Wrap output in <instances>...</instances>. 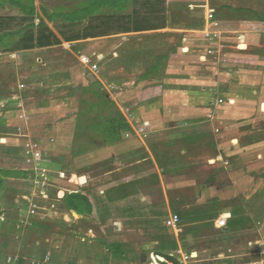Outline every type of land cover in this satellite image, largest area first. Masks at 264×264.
<instances>
[{
	"label": "rangeland",
	"instance_id": "1",
	"mask_svg": "<svg viewBox=\"0 0 264 264\" xmlns=\"http://www.w3.org/2000/svg\"><path fill=\"white\" fill-rule=\"evenodd\" d=\"M98 2L95 7L93 0H0L2 60L15 51H29L26 54L49 51L38 50L36 46V39L45 28L60 44L61 40L66 43L86 35L157 29L156 33L130 36L146 54L143 64L142 58L127 65L111 60L100 64L97 74L104 84L109 76L117 79L111 89L116 94L124 88L117 85L123 80L120 78L123 69L131 72L141 64L145 65L144 72L154 70L148 74L153 75V80L154 75L161 77L167 73L173 77L166 87L174 91L168 109L152 108L143 113L151 114L155 122L165 120L171 125L164 124L162 128L160 125L161 133L146 136L141 133L140 139L154 143L159 136L165 140L169 136L174 143L182 138L190 140L191 144L183 147L188 154H180L179 149L177 154L174 149L177 155L158 158L155 168L171 179L163 182L165 191L170 192L168 198L174 201L179 194L188 208L181 213L177 211L180 223L175 230L165 227L168 213L158 209L152 215L149 209H144L147 203L140 201V191L148 185L157 188L158 173L151 167H147L149 173L145 177L138 172L139 165L135 162L141 161L144 149L136 145V138L127 135L114 140L103 130L116 108L106 103L103 93L106 90L100 82L92 93L79 94V126L75 125L74 105L69 110L55 108L61 102L56 92L45 96L37 93L28 98L32 104L45 102L41 111L31 107L35 111L29 129L40 139V144L32 142V146L58 159L68 145L72 157L59 161L53 158L54 162H64L66 175L61 179L58 170L51 168L53 179L49 178L47 184L53 186L56 178L66 184L70 172L78 178L85 176L86 184L76 178L74 181L84 193L93 194L96 207L102 204L99 199L108 191L103 206H108L111 217L96 227L94 236L104 240L102 244L125 246L121 248L124 255L109 264H140V254L144 258L149 256L142 264L151 263L156 255L162 258L161 264H264V0H120V5L115 6L111 0ZM92 10L96 14L85 19L84 11L86 14ZM55 46L51 49L56 50ZM154 52L158 54L157 60ZM66 60L72 57L67 55ZM1 62L0 100L5 99L4 91L8 89L6 62ZM157 63L161 66L157 67ZM70 69L62 80L67 85L65 90L76 92V84L84 83L83 75L78 73V65ZM180 91L188 92L189 96ZM4 104L0 105V122L7 124L9 119L13 122L15 112ZM8 127L0 128V137L6 138L4 144L0 143V171L10 173L4 177L7 189L3 195L7 192L12 199L17 193L26 192L27 181L16 175L21 163L18 159L13 162L14 158L7 157L6 152L19 145L14 143L12 134L20 132L21 127L11 130ZM22 133L21 130L19 134ZM25 145L21 142L15 148L20 153ZM154 190V200L159 202L158 195L162 192ZM140 202L145 204L143 208L137 207ZM4 210L9 212L7 208ZM143 212L153 218L147 220ZM220 216L228 218L224 228L216 227ZM71 222L65 232L61 231L64 248H72L75 237L87 234V224L80 222L72 228ZM15 228L11 221L0 223V249L7 244L6 234L13 233ZM94 246L90 252L95 258L99 252V260L100 248ZM128 252L134 254L132 259H122L127 258ZM182 254L191 258L183 262ZM61 255L64 259L71 257L68 248Z\"/></svg>",
	"mask_w": 264,
	"mask_h": 264
},
{
	"label": "crops",
	"instance_id": "2",
	"mask_svg": "<svg viewBox=\"0 0 264 264\" xmlns=\"http://www.w3.org/2000/svg\"><path fill=\"white\" fill-rule=\"evenodd\" d=\"M94 14H96V10L89 11L87 15H84L85 19H90ZM155 31H157V29L151 28L148 30L119 33L118 35H86L84 37L66 41V43L59 38L62 41V44L55 46L56 50L51 49L52 47L50 46L39 48L38 50H50L41 53L39 52L38 54H26V52H29L27 50L20 52L15 51L14 53H10L7 57L5 56V59L3 60V55L0 54V69L2 63L1 61H3L6 62V66H4V68L8 70V89L4 91V95L6 97H4L5 99L2 98V100H0V105L1 103H6L4 106L13 109L15 112L13 114V122H11L10 119L6 121L7 124L0 122V128L4 129V126L5 128L9 126L8 128L11 130L15 127H21L20 132L22 130L23 133L19 134L20 132L15 133L14 131L12 138L14 143L17 142L20 145L22 142L26 144L25 147H21L22 150H20V153L18 152L19 149L15 148L19 147V145L13 146L10 148V151L6 152L8 154L7 157L14 158L12 159L13 162H16L18 159L19 163H21L20 166L22 167H19L20 169L16 170L22 173L20 178H22L24 181H27L25 182L27 183L26 192L17 193L15 198L11 199L9 193L7 192L3 195L5 188L7 189L5 184L0 193V206L2 207L0 209V223L8 224V222L11 221L12 224L16 225L13 233L6 234L7 244L4 246V248L0 249V261L1 258L4 257V263L2 264H109L112 261L114 262L115 259L121 257V255H124V251L121 249L125 248L123 244H119L120 246L111 244L113 242L102 244V241L104 242V240H99L96 235L94 236V234H96L98 231H96V227H99L101 224H105L111 217L108 206H103L104 202L106 201L108 191L105 192V196L100 198L102 200L99 199V202L102 204L99 203L100 206L96 207L92 201L93 194L84 193V191L79 188V184L74 181V178H76V180L80 179L74 172H70L69 175H67L69 177L66 178V184L62 183L63 181L61 179L65 178L66 175L63 169H67V167L63 165L64 162L58 161L64 160L65 158L69 159L70 152L67 150L68 145H66L64 150L60 152V159L58 158L59 160L54 154L51 155L49 152L38 150L34 147V145L32 146V142H37V144H40V139H37V136H35L34 133H31L32 131L29 129L33 122L32 116L34 115L33 112L35 111L31 107H38L37 109L41 111L45 105V102L42 101L40 104H32L28 98L30 99L33 94L36 96L37 93H44L45 96L46 94L51 95L52 92H56L58 96H61L59 99L61 102L59 107L57 108L56 106L55 108L59 109V111L60 109L69 110L71 109L70 106L74 105V110H77V113L75 114V125L79 126L78 114L80 110L78 111V109L80 107V95L82 93H92L96 85L102 83L104 90H106V92H103L105 94V96L104 94L103 96L113 102L114 107L121 113V116L128 126L127 130L120 132V140L125 138L124 136L132 135L133 138H136V145H139L138 147L144 149L141 153L142 157L139 155L141 157V161H136L135 163L139 165L137 168L138 172H142L144 175L143 177H145V175L149 173V171H147V167H151L153 169L157 168L156 160L158 158L160 159L163 157L166 159L169 156L174 157L178 154L177 149L180 150V154L182 155L188 154V149L186 151V148L183 147H187L191 144L188 138H182L181 140L177 141V143H174L173 140L170 141L171 138H169V136L166 138V140L164 136H159L160 138H158L155 143L152 141H144L140 139L141 135L137 133L138 128H140L145 122L149 124L148 131L144 134L145 136L148 134L152 135L156 131L161 133V131L158 130L160 125L161 128L164 124L171 125L165 120L164 123L159 121L155 122L152 120L153 118L151 114L148 116L143 115V113L145 114L146 111H151L152 108H162L163 110L168 109V100L174 94L173 90L166 89L171 80H173V77L168 73L164 76L162 75L161 77L154 75L156 80L152 79L153 75L148 77V73L144 72L145 65H141L146 58V54H143L144 52L138 49L140 43L138 44L131 41L132 38L130 36L132 35L138 36L145 32L156 33ZM36 50L37 49L35 48L33 51ZM67 55H70L72 60H66ZM157 55L158 54H155L156 60L158 58ZM98 57H103L101 64L110 62L111 60H116L120 63L124 61L127 65V63L132 60L133 62L138 63L139 61H136L137 58H142V62L140 67L136 70L134 69V71L130 72L126 71L125 69L120 70V78L123 80L117 85L124 88L120 90L122 91L121 93L116 94V92H112L111 89H114L115 81H117V79L109 76L106 79L107 83L104 84L102 77H100L98 74L91 73L88 65L83 63L84 58L95 61V59ZM32 62L34 63L31 65ZM72 65H78V73L80 75L82 73V81L84 80V83L80 81L81 85L78 83L76 84V86L78 85L75 90L76 92H74V89H66V91L65 87L67 85L65 86L62 80V77L71 71L70 68ZM89 74H92L95 77L96 82L94 84H90L87 80V76ZM133 77H135V79L130 83L129 80ZM69 92H71V94ZM181 94L188 95V92H181ZM48 98L51 100L53 97H51V99L50 97ZM48 98L46 97V99ZM262 106H264V104ZM81 111L84 112L85 108H83ZM21 119L22 123H20ZM183 123L186 122L183 120ZM75 125L72 124V127ZM166 129L167 127H165V130ZM137 138L142 140V142ZM4 142H6V138L0 137V143L4 144ZM174 149H176L177 154L175 153ZM26 151L30 152L29 156L25 154ZM137 154L140 153L137 152ZM27 158L31 159L29 164L26 162ZM53 158L57 159L58 161L54 162L53 160L55 159ZM78 159L79 158H76V160ZM51 168L58 170L57 174L61 178H56L53 186H51V184H47L46 182L49 178L53 179V170H51ZM155 170L158 173L157 177L159 181L158 185L156 186L157 188L148 185L147 188H144L142 191H140V201L147 203V208L144 209H149L150 213L152 212V215L154 214V211H157L158 209H161L162 212L168 213L169 215L172 214L171 211H173V213L178 214L180 217L179 213H181L184 208H188V205L183 203L184 201H180L179 194H177V198L174 201H171L168 198V193L170 192L165 191L163 182L171 179L167 174L165 175L160 173L159 170ZM83 177L85 178V181L82 184L88 183L86 180L87 178L85 176ZM41 179L43 182H41ZM67 184L68 187L65 186ZM87 186L90 185L87 184ZM154 189L162 192L161 196L158 195L159 202L154 200ZM72 193H80L87 196L92 206L90 211L86 210L84 211V214H78L73 210H67L62 200L64 196ZM100 193L104 194L102 191ZM6 196H8V198L5 199ZM160 198H162L161 204H158L160 203ZM141 206L143 208L145 204H142L141 202L138 203L137 207ZM5 207L9 212H4V209H6ZM102 208H104L105 214L103 211H101ZM32 211H34L33 214L31 213ZM101 212L103 215H101ZM12 213L14 214L12 215ZM95 213L96 215L94 216ZM142 216L146 217L147 220L148 217L149 219L153 218L152 216L150 217L146 212H143ZM74 218H76V220H74ZM89 219H93L94 222H91ZM71 220V223H73L71 224L72 228L78 226L80 222L87 224L85 229V231L87 230V234L82 233L81 235L84 236H81V238L75 237L76 240L72 245V248L70 246L64 248L63 243L65 244V241L64 237L61 235H63L62 233L66 231L67 227H69L68 225H70L69 223ZM77 229L78 228L76 227L75 232L78 234ZM94 245L100 248L101 258L99 260V252H97L98 254H96V258L94 253L90 252V250L93 251ZM66 248H68V257H71L64 259L62 258L61 254ZM132 255L134 256L133 253L128 252L127 258L122 259L129 261L132 259ZM148 257L144 258V256L140 254L138 257L140 264H142L145 260L147 262ZM156 258L162 259L158 255H156Z\"/></svg>",
	"mask_w": 264,
	"mask_h": 264
},
{
	"label": "trees",
	"instance_id": "3",
	"mask_svg": "<svg viewBox=\"0 0 264 264\" xmlns=\"http://www.w3.org/2000/svg\"><path fill=\"white\" fill-rule=\"evenodd\" d=\"M119 2L120 0H113V1L111 0L110 3L111 5L114 4L115 6V5H120ZM92 4H94L95 7H97L99 2L98 0H93ZM122 4H124V1H122ZM87 13L88 12H86L85 14V11H84V15H87ZM59 44L60 42L57 39V37L53 35L51 32H49L47 28H45L44 33H41V35L38 36L36 39V46L39 48L50 47V46H55ZM159 66H161V64L157 63V67ZM151 70L153 69L151 68ZM151 70L148 69V72H145V73L150 74ZM105 100L107 104H111L114 106L113 102H111L108 99H105ZM127 129H128V126L125 123L123 117L121 116V113L118 110H116L113 114V117H110L108 121L106 122V124L104 125L103 130L106 132V134H108V136L111 139L118 140V138H120V132L127 130ZM7 175H10V173L0 171V189H2V186L4 185V177H7ZM16 175H22V173L16 172ZM62 202L67 210H73L78 214H84V211L86 210L90 211L92 207L88 197L80 193L68 194L64 196ZM101 211L104 212V209L102 208Z\"/></svg>",
	"mask_w": 264,
	"mask_h": 264
},
{
	"label": "built area",
	"instance_id": "4",
	"mask_svg": "<svg viewBox=\"0 0 264 264\" xmlns=\"http://www.w3.org/2000/svg\"><path fill=\"white\" fill-rule=\"evenodd\" d=\"M102 61H103V57H98V58L95 59V61L87 59V58L83 59V63L85 65H88V68H89L90 72L93 73V74H97V73L100 72V64L102 63ZM148 128H149V124L147 122H145V123H143L141 125L140 128H138V132L137 133L138 134H141V133L145 134L148 131ZM25 154L27 156H29L30 152L26 151ZM26 162L29 164L31 162V159L27 158ZM31 213L33 214L34 211H32ZM227 222H228L227 218H225L223 216H220L219 219L216 222V227L217 228H224V227H226ZM179 223H180V217L176 213L170 214L168 216V218L164 222L166 228L173 229V230H175L177 228ZM189 258H191V257H187L186 255L182 254L183 262H185L186 260H189ZM156 259H158V260H156ZM156 259L151 261V263H148V264H161V261H163L160 258H156Z\"/></svg>",
	"mask_w": 264,
	"mask_h": 264
},
{
	"label": "water",
	"instance_id": "5",
	"mask_svg": "<svg viewBox=\"0 0 264 264\" xmlns=\"http://www.w3.org/2000/svg\"><path fill=\"white\" fill-rule=\"evenodd\" d=\"M87 80L89 81L90 84H94L96 82V79H95V77L92 74H89L87 76ZM80 179H84V177H81Z\"/></svg>",
	"mask_w": 264,
	"mask_h": 264
},
{
	"label": "bare ground",
	"instance_id": "6",
	"mask_svg": "<svg viewBox=\"0 0 264 264\" xmlns=\"http://www.w3.org/2000/svg\"><path fill=\"white\" fill-rule=\"evenodd\" d=\"M80 182H81V183H84V179H80Z\"/></svg>",
	"mask_w": 264,
	"mask_h": 264
}]
</instances>
